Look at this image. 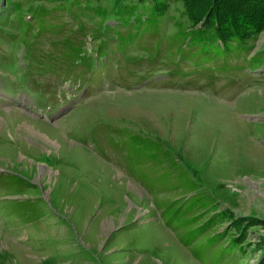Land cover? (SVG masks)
<instances>
[{
    "label": "rangeland",
    "instance_id": "374dc122",
    "mask_svg": "<svg viewBox=\"0 0 264 264\" xmlns=\"http://www.w3.org/2000/svg\"><path fill=\"white\" fill-rule=\"evenodd\" d=\"M68 3L0 0V27L16 35H0V264H258L264 226L248 220L264 222V32L229 63L260 61L224 73V63L200 64L177 47L176 33L189 25L178 0L159 25L143 19L135 37L116 19L125 0L60 10ZM84 6L105 9L106 18ZM35 7L51 11L65 33L38 38L34 67L80 23L85 49L106 51L85 87L84 76L69 83L27 70L22 40L34 41L37 24L28 34L20 18L30 21ZM118 31L130 34L126 53L144 62L120 56ZM230 215L247 227L243 253L225 247L241 234L220 223ZM218 233L223 240L212 246Z\"/></svg>",
    "mask_w": 264,
    "mask_h": 264
},
{
    "label": "trees",
    "instance_id": "16d2710c",
    "mask_svg": "<svg viewBox=\"0 0 264 264\" xmlns=\"http://www.w3.org/2000/svg\"><path fill=\"white\" fill-rule=\"evenodd\" d=\"M63 2L64 0H58ZM80 0H70L68 5L61 7L60 10L65 11V7L72 8L76 2ZM127 4L116 11L117 20L121 24L132 27L135 32L133 37L137 36L143 28V19L150 21V25H156L164 18V15L168 12L170 0H125ZM181 3L183 15L186 17L189 25L187 28L182 29L180 27L177 35V47L189 48V55L196 59L200 64H210L215 66L220 63H224V73L229 72H243L250 70L252 65L260 61V54H256L251 58H248L247 66L240 63L230 64L229 61L233 56L239 58L243 55L245 58L252 50L251 41L256 39L261 33L264 32V0H178ZM133 2L134 4H130ZM140 6V8L138 7ZM88 12L97 15L98 17L106 18V10L98 8H89L84 6ZM20 11L21 8L16 9ZM28 13L30 14V21H25L24 17L20 18V22L25 27V32L32 34L33 23L37 26L31 37L34 41L27 42L22 40L24 47V61L26 62L27 70L41 69L44 74H51L53 76H59L60 74L66 75V82L75 83L77 79H81L83 76L86 79L84 83L89 82L94 73V64L92 54L85 49V45L81 40H78L77 34L85 36V25L80 23L75 29L65 34L60 41L51 42L52 50L41 51V61L38 66H33L32 62H38L34 59L36 51L37 40L44 34L52 33H65L61 28V24L54 23L55 18L46 8L35 7L30 8ZM146 17V18H145ZM84 33V34H83ZM117 50L121 53L120 56L126 58L127 64H137L144 62V56H131L126 53V49L129 45L130 34L121 35L117 32ZM0 35L7 38H14L16 35L8 34L6 30L0 27ZM175 35V36H176ZM77 40V41H76ZM197 50L194 52V50ZM95 54L97 56H103L106 51L102 46L95 48ZM186 58L183 54L179 53V60L185 61ZM192 59V58H190ZM192 59V60H194ZM179 63V62H176ZM175 63V64H176ZM197 65V64H196ZM177 66H179L177 64ZM244 66V67H243ZM180 67V66H179ZM206 68V67H204ZM202 70H205V69ZM74 69H85V73L82 71L74 72ZM61 70V71H60ZM177 70L175 73L170 71L172 79L178 77ZM77 75V76H76ZM70 76H75V82H72ZM54 89L51 90V92ZM34 95L38 98L37 101L42 104H48L50 100L45 93L40 92L39 89H35ZM137 137V136H133ZM95 140L92 137V141ZM96 142V141H95ZM95 144V143H94ZM98 147V145H97ZM219 214H215L212 217H216ZM232 215L229 218L220 219V223L223 224L226 220L231 224V228L239 231L241 234L237 238H233L227 241V245L236 249L245 240L246 226H242L244 219L231 220ZM249 226H255L256 224L264 226L263 221L249 218ZM247 222V223H248ZM228 224V225H229ZM209 230L204 225L202 226L203 234H207ZM194 232L190 233L192 237ZM222 234L218 233L212 237V246L218 244V239H221ZM210 237V236H208ZM223 240V239H221ZM223 242V241H222ZM264 245V241H263ZM264 249V247L262 248ZM243 253V248L237 250ZM258 264H264V250Z\"/></svg>",
    "mask_w": 264,
    "mask_h": 264
}]
</instances>
